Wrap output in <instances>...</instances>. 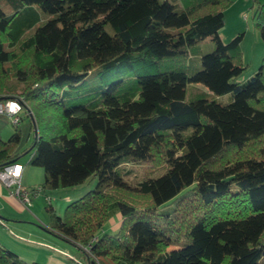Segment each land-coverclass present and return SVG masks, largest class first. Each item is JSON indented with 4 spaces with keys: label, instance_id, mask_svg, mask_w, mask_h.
<instances>
[{
    "label": "trees",
    "instance_id": "obj_1",
    "mask_svg": "<svg viewBox=\"0 0 264 264\" xmlns=\"http://www.w3.org/2000/svg\"><path fill=\"white\" fill-rule=\"evenodd\" d=\"M230 4L0 0V99L34 128L21 150L17 125L0 137V168L31 151L42 192L97 178L62 216L49 204L46 228L90 262L264 264V54L241 78L243 31L219 34ZM251 8L264 42V5ZM190 83L202 86L186 98ZM0 264L44 263L0 242Z\"/></svg>",
    "mask_w": 264,
    "mask_h": 264
},
{
    "label": "crops",
    "instance_id": "obj_2",
    "mask_svg": "<svg viewBox=\"0 0 264 264\" xmlns=\"http://www.w3.org/2000/svg\"><path fill=\"white\" fill-rule=\"evenodd\" d=\"M254 3L264 5V0H231V4L224 11V24L219 30L220 32L226 27L224 35L220 36L223 41H226L224 37L231 38L237 32L243 31L240 46L243 58L248 63L250 69H255L264 54V42L260 38L258 29L255 27V19L252 14L253 9L251 5ZM2 6L9 7L5 3H3ZM204 40L209 39L205 38ZM205 47H207L206 49H210L212 47L211 42L208 41ZM243 49L251 50L247 54ZM242 77L246 76L241 75V78ZM43 179L44 171L42 167L29 165L25 173L23 165L21 173V183L24 184H22L23 186L32 189L40 185ZM43 192H46V190ZM38 193H34L31 200H33ZM74 197H77V194H74L73 199ZM31 206H33V203ZM34 218L39 220L40 223H44L36 207L33 209L25 207L21 200L0 182V220L2 221L0 222V242L13 250L25 261L33 260L44 264H72L71 262L65 261L66 259L63 258L62 255H57L56 252L53 253L55 250L53 252L47 251L41 247L44 246V244L28 239L29 236H35L40 239H50L54 241L45 230L50 226L51 217L48 221H45L47 223L46 226H44L45 228L41 227L43 224L38 225L33 223L31 219ZM9 228L11 230H9ZM14 231H18L21 236ZM22 235L24 236L22 237Z\"/></svg>",
    "mask_w": 264,
    "mask_h": 264
},
{
    "label": "rangeland",
    "instance_id": "obj_3",
    "mask_svg": "<svg viewBox=\"0 0 264 264\" xmlns=\"http://www.w3.org/2000/svg\"><path fill=\"white\" fill-rule=\"evenodd\" d=\"M30 31L31 30L27 32H30ZM225 31H226V27L223 28L222 31L219 32L220 36H223ZM224 38H226L224 40L229 39L228 37H224ZM208 41L209 40L202 41L200 43V49H197L198 52H195V54L192 53L191 55L192 58L189 60L191 71L196 70L200 67L199 55L204 52L209 51V49H206L207 47H205ZM244 50H245V53L248 54L251 49H243V51ZM252 70L254 71L255 69H250L248 65L247 68L241 73V75L249 76L253 72ZM109 76L112 77L113 74H110ZM199 86H202V84L200 83L188 84L187 89H186V98L190 97L191 92L193 91L195 92L196 90L200 89ZM221 99L226 100L225 97L224 99L223 98ZM17 128L20 130V135H21L20 143L17 147V150H21L25 147H29L34 137V132H33L34 128L31 126L30 120L25 115L23 114L21 115V118L17 124ZM0 130H1L0 131L1 138H7L13 130V124L11 123V118L9 115L5 113H0ZM30 153L32 152L28 151L22 154L18 159L24 165L25 173L28 169V166L29 165L31 166V164L28 163ZM158 172H161V171L156 170L153 172V174H156ZM143 177H144L143 170L139 166H134V165L132 166V170L125 175V178H127V180L133 184L138 182ZM96 182H97V178L93 177V178H88L84 182L78 184V186L75 185V186L59 187L55 189H46V192H42V191L39 192L38 195H36L32 200L33 206L28 207V208L33 209L34 207H36L40 215L42 216L44 223H40L39 220H37L36 218L31 219L32 222L38 225L43 224V226L41 227L45 228L44 226H46L47 224L45 221H48V219H50L51 217L50 212H49V204L53 207L54 212L57 215L62 216L64 214L66 205L72 200H74L75 198H78L79 196H81L88 189L93 188L96 185ZM74 194H77V197H74L73 199ZM69 198H72V199H69ZM120 221H121V215L116 210L108 218V220L103 224L102 231L114 232V230L118 228ZM10 228L9 230H11ZM45 230L50 235L49 237H52L54 241L50 239H40L35 236H29L28 239L34 242H37V243L44 244V246H41V247H43V249L47 251L53 252L55 250L53 253L56 252L57 255H60V256L62 255V257L66 259L65 261L71 262L72 264H89L90 258L93 259V257L89 254L87 245H84L83 249H80L77 245L67 241L66 239L62 238L58 234L48 231L47 229ZM15 233L21 236L18 231H16ZM23 236L24 235H22V237ZM85 253L89 256V258L86 257Z\"/></svg>",
    "mask_w": 264,
    "mask_h": 264
},
{
    "label": "built area",
    "instance_id": "obj_4",
    "mask_svg": "<svg viewBox=\"0 0 264 264\" xmlns=\"http://www.w3.org/2000/svg\"><path fill=\"white\" fill-rule=\"evenodd\" d=\"M22 104L15 99H0V113H5L10 116L11 123L17 125L20 120V112ZM23 165L20 162H11L0 168V182L9 188L11 192L17 196L25 207H30L32 204L31 197L34 193L41 192L40 187L36 186L31 190L23 186L21 183V173ZM47 197V196H46ZM48 198V197H47ZM0 222H2L0 220Z\"/></svg>",
    "mask_w": 264,
    "mask_h": 264
},
{
    "label": "water",
    "instance_id": "obj_5",
    "mask_svg": "<svg viewBox=\"0 0 264 264\" xmlns=\"http://www.w3.org/2000/svg\"><path fill=\"white\" fill-rule=\"evenodd\" d=\"M89 264H95V263H93V262H90Z\"/></svg>",
    "mask_w": 264,
    "mask_h": 264
}]
</instances>
